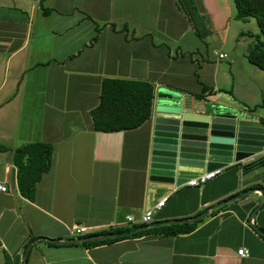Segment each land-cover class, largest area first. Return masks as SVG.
<instances>
[{"label": "crops", "instance_id": "0c3cea01", "mask_svg": "<svg viewBox=\"0 0 264 264\" xmlns=\"http://www.w3.org/2000/svg\"><path fill=\"white\" fill-rule=\"evenodd\" d=\"M7 1L13 9L0 11V159L12 167L0 164V182L11 189L0 191V264H23L24 249L39 237L79 238L69 232L74 225L90 230L80 237L134 230L140 224L126 216L138 221L164 195L152 222L207 214L184 234L95 246L36 241L27 264H264V236L252 226L264 230V204L250 218L262 201L253 187H264V164L243 171L264 150L199 187L165 191L147 181L159 88L195 100L198 112L210 103L233 107L264 128V107H255L264 104V70L246 58L255 22L237 19L231 0H195L209 24L201 39L174 0ZM107 78L152 82L151 118L136 129L95 130L91 110ZM202 85L211 90L201 94ZM35 142L50 144L52 158L29 199L12 158L17 147ZM242 247L247 257L237 255Z\"/></svg>", "mask_w": 264, "mask_h": 264}, {"label": "water", "instance_id": "95a60500", "mask_svg": "<svg viewBox=\"0 0 264 264\" xmlns=\"http://www.w3.org/2000/svg\"><path fill=\"white\" fill-rule=\"evenodd\" d=\"M156 116L153 118L149 160L147 167L148 186L157 190L171 191L184 185L189 179L204 172L223 169L232 162H240L263 150L264 128L253 125L251 119L239 113L233 107L222 104H209L200 112L195 100L184 94L167 88H159L156 94ZM262 201L251 212L253 218ZM252 191L237 197L228 198L212 206V209L249 195ZM206 212L191 218L161 220L151 222L127 232L132 235L157 225L199 221ZM252 224V223H251ZM253 228L264 236V230L256 225ZM116 234H104L100 237H79L71 240H59L39 237L25 248L23 264L32 243L40 240L52 244H75L105 238H114Z\"/></svg>", "mask_w": 264, "mask_h": 264}, {"label": "trees", "instance_id": "16d2710c", "mask_svg": "<svg viewBox=\"0 0 264 264\" xmlns=\"http://www.w3.org/2000/svg\"><path fill=\"white\" fill-rule=\"evenodd\" d=\"M177 9L183 13L191 23L195 33L204 39L209 33L204 15H200L194 0H174ZM235 7V17L239 20L254 19L257 33H248L252 38L246 50V58L252 65L264 70V0H231ZM99 33V30H98ZM211 90L202 85L201 94ZM203 96V95H202ZM198 98L201 95H197ZM154 99V85L152 82L135 79L107 78L101 86L99 103L91 110L93 127L97 131L115 132L131 130L140 127L151 118ZM255 107H264V104ZM264 125V118H261ZM52 146L42 142L28 143L14 150L12 162L17 168V186L27 198L33 199L35 186L41 175L51 166ZM264 164V155L243 165V171H248ZM254 189H262L254 185ZM246 192L244 190L242 193ZM219 208L215 209L218 210ZM214 211V210H213ZM202 213V212H201ZM200 213L197 214V216ZM185 222L182 224L157 225L132 235H127L130 228H117L107 233L116 234L114 238H105L82 242L84 246H95L110 243L124 238H134L149 234H184L195 229L198 223ZM146 224L135 225L139 228ZM47 244L50 242L45 241Z\"/></svg>", "mask_w": 264, "mask_h": 264}, {"label": "built area", "instance_id": "2783aa9c", "mask_svg": "<svg viewBox=\"0 0 264 264\" xmlns=\"http://www.w3.org/2000/svg\"><path fill=\"white\" fill-rule=\"evenodd\" d=\"M219 58H226L227 55L224 53H216ZM264 150V148H263ZM4 164V162L0 159V164ZM5 168H8L9 166L12 167V165L4 164ZM221 169H217L214 171L210 172H204L198 177L191 178L189 179L185 184L191 187H199L203 184H205L207 181L212 180L215 178L219 173ZM0 191L1 192H10L11 189L8 186V182H0ZM168 199V195H164L161 198H159L153 205L150 207L148 210H146L139 218L138 221H136L133 217L131 216H126V220L129 221L130 223L136 224H149L153 220V215L155 214L156 211L161 210L162 207L165 205V202ZM70 234L74 237H80L81 235L88 234L90 230L87 227L80 226V225H74L72 228L69 230ZM237 255L239 257H247L248 256V250L246 248H240L237 250Z\"/></svg>", "mask_w": 264, "mask_h": 264}, {"label": "rangeland", "instance_id": "374dc122", "mask_svg": "<svg viewBox=\"0 0 264 264\" xmlns=\"http://www.w3.org/2000/svg\"><path fill=\"white\" fill-rule=\"evenodd\" d=\"M195 1V0H194ZM8 2V1H7ZM195 3H196V6H197V8L199 9V13H200V15L202 16V15H204V17L206 16L205 14H203V9L201 8V6H199L198 5V3L195 1ZM9 9V10H12L13 9V6H12V4H11V2H8L7 4H4V2H3V0H0V11L1 12H3L5 9ZM12 12V11H11ZM11 12H10V14H11ZM7 13V12H6ZM250 20H254V19H250ZM238 24H241V23H239V21H236ZM208 23L206 24V26L208 27ZM241 26V25H240ZM238 30H242V28L240 27V29H238ZM238 30H235V31H232L231 32V34L232 33H236V32H238ZM257 29H256V33H257ZM250 33H252V32H250ZM215 38H216V36H215ZM210 104H212V103H210ZM252 124H254V123H252ZM139 220V219H138ZM30 244V243H29ZM28 244V245H29ZM27 245V246H28ZM26 246V247H27ZM24 251H25V249H24ZM23 255H24V253H23Z\"/></svg>", "mask_w": 264, "mask_h": 264}]
</instances>
